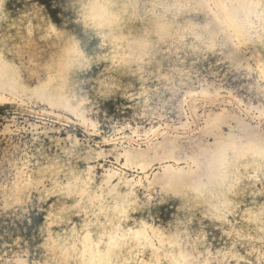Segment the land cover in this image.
<instances>
[{"label": "rangeland", "instance_id": "rangeland-1", "mask_svg": "<svg viewBox=\"0 0 264 264\" xmlns=\"http://www.w3.org/2000/svg\"><path fill=\"white\" fill-rule=\"evenodd\" d=\"M0 264H264V0H0Z\"/></svg>", "mask_w": 264, "mask_h": 264}]
</instances>
